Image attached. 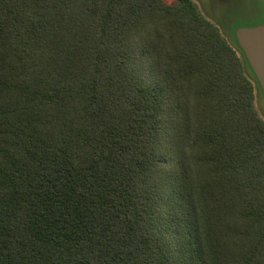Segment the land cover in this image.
<instances>
[{"label": "trees", "instance_id": "16d2710c", "mask_svg": "<svg viewBox=\"0 0 264 264\" xmlns=\"http://www.w3.org/2000/svg\"><path fill=\"white\" fill-rule=\"evenodd\" d=\"M234 40L192 0H0V264H264Z\"/></svg>", "mask_w": 264, "mask_h": 264}, {"label": "rangeland", "instance_id": "374dc122", "mask_svg": "<svg viewBox=\"0 0 264 264\" xmlns=\"http://www.w3.org/2000/svg\"><path fill=\"white\" fill-rule=\"evenodd\" d=\"M165 4H172L174 0H162ZM198 6L203 16L215 24L222 36L235 46L234 30L237 26L253 25L261 22L264 7L261 0H192ZM245 74L254 85V106L264 119V97L256 87L246 68Z\"/></svg>", "mask_w": 264, "mask_h": 264}, {"label": "water", "instance_id": "95a60500", "mask_svg": "<svg viewBox=\"0 0 264 264\" xmlns=\"http://www.w3.org/2000/svg\"><path fill=\"white\" fill-rule=\"evenodd\" d=\"M234 36L264 94V16L257 24L237 26Z\"/></svg>", "mask_w": 264, "mask_h": 264}]
</instances>
